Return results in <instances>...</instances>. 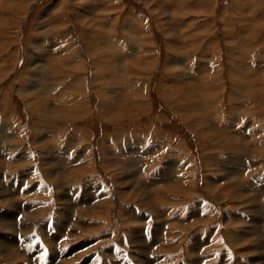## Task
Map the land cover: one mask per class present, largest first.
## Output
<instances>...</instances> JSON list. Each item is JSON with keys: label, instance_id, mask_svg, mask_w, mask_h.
Listing matches in <instances>:
<instances>
[{"label": "rangeland", "instance_id": "rangeland-1", "mask_svg": "<svg viewBox=\"0 0 264 264\" xmlns=\"http://www.w3.org/2000/svg\"><path fill=\"white\" fill-rule=\"evenodd\" d=\"M0 146V264H264V0H0Z\"/></svg>", "mask_w": 264, "mask_h": 264}, {"label": "bare ground", "instance_id": "bare-ground-1", "mask_svg": "<svg viewBox=\"0 0 264 264\" xmlns=\"http://www.w3.org/2000/svg\"><path fill=\"white\" fill-rule=\"evenodd\" d=\"M181 63V62H180ZM173 66V65H172ZM30 67H31V65H30ZM34 67V66H33ZM175 67V66H174ZM35 68V67H34ZM262 68V67H261ZM37 69V68H36ZM38 70H40L41 71V67L40 68H38ZM54 70H53V68H48L47 70L46 69H44V72L45 73H43V75H40V77H39V81H41V86L44 88V89H47V88H50V84L49 83H51V84H53V82L52 81H50L51 79V76H49L50 75V73H52ZM184 71V70H183ZM183 73V72H182ZM40 74H41V72H40ZM50 79V80H49ZM189 80V79H188ZM47 82H49V83H47ZM49 84V85H48ZM37 86V85H36ZM39 86V85H38ZM40 87V86H39ZM52 89V88H51ZM240 89V88H239ZM242 92V91H241ZM244 95V94H243ZM240 96V95H239ZM186 106V105H185ZM184 106V107H185ZM188 106V105H187ZM239 108V107H238ZM245 112V111H244ZM64 116V115H63ZM63 116H59V117H57V118H54L53 119V121H55V120H57V119H65V120H67V119H69L68 118V114H67V116H65V117H63ZM70 117V116H69ZM186 117V116H185ZM190 119V118H189ZM185 121V120H184ZM191 123V122H190ZM193 124V123H192ZM188 125V124H187ZM191 126V125H190ZM195 134V133H194ZM14 135V134H13ZM3 136V135H2ZM74 139V138H73ZM72 139V140H73ZM14 140H17V138L16 139H14ZM13 140V142H12V144H14V146H15V142H19L20 140H18V141H14ZM245 140V139H244ZM38 141V140H37ZM41 141V140H40ZM103 141H105V140H103ZM3 142V141H2ZM8 142H10L9 140H8ZM8 142H5L6 144L8 143ZM37 143V142H36ZM74 143L75 142H73L72 144L74 145ZM71 144V143H70ZM71 144V145H72ZM239 144H240V142H239ZM3 145H5L4 144V142H3ZM19 146V145H18ZM37 146V145H36ZM1 147V146H0ZM4 147V146H3ZM7 147H12V146H9V143L7 144ZM14 148V147H13ZM12 148V149H13ZM19 148V147H18ZM106 148V147H105ZM1 149V148H0ZM8 149V148H7ZM12 149H11V151H12ZM16 149V148H15ZM10 150V149H9ZM7 151V150H6ZM68 151V150H67ZM124 151V150H123ZM122 151V152H123ZM210 151V150H209ZM21 152V151H20ZM103 152V151H102ZM107 152V151H106ZM125 152V151H124ZM129 152V151H128ZM12 153V152H11ZM49 153V152H48ZM105 153V152H104ZM111 153V152H110ZM78 154V153H77ZM81 154V153H80ZM108 154V153H107ZM28 155V154H27ZM44 155V154H43ZM76 155V154H75ZM83 155V154H82ZM88 155V154H87ZM216 155V154H215ZM6 156V155H5ZM8 156V155H7ZM84 156H86L85 154H84ZM205 156V155H204ZM4 157V156H3ZM44 157V156H43ZM77 157H79V156H77ZM108 157V156H107ZM110 157V156H109ZM61 158H63V157H61ZM68 158V157H67ZM74 158V157H73ZM82 158V157H81ZM254 158V157H253ZM11 159V158H10ZM9 159V160H10ZM86 159V158H85ZM46 161V160H45ZM50 161V160H49ZM68 161V160H67ZM17 162V161H16ZM20 162V161H19ZM51 162V161H50ZM79 162V161H78ZM114 162V161H113ZM45 163V162H44ZM73 163H75V162H73ZM9 164V163H8ZM21 164V163H20ZM19 164V165H20ZM51 164V163H50ZM11 165H13V164H11ZM63 165V164H62ZM14 166V165H13ZM21 166V165H20ZM42 166V165H41ZM55 166V165H54ZM67 166V165H66ZM8 167V166H7ZM15 167V166H14ZM45 167V166H44ZM85 167V166H84ZM109 167V166H108ZM118 167V166H117ZM2 168V167H1ZM80 168V167H79ZM90 168V167H89ZM107 168V167H106ZM253 168V167H252ZM17 169H18V167H17ZM57 169V168H56ZM7 170V169H6ZM15 170V169H14ZM18 170H20V169H18ZM17 170V171H18ZM49 170V169H48ZM54 170V169H53ZM77 170V169H76ZM81 170V169H80ZM1 171H2V169H1ZM1 171H0V174H1ZM4 171V170H3ZM163 171V170H162ZM13 171H11V170H9L8 171V173H7V175H11V173H12ZM3 173V172H2ZM12 174H14V173H12ZM73 174V173H72ZM81 174V173H80ZM17 175V174H16ZM20 175V174H19ZM23 175V174H22ZM62 175H63V173H62ZM2 176H4V174L2 175ZM46 176V175H45ZM57 176V175H56ZM90 177V176H89ZM157 177V176H156ZM59 178V177H58ZM74 178V177H73ZM46 179V178H45ZM71 179V178H70ZM66 180V179H65ZM10 181V180H9ZM163 181V180H162ZM223 181H225V180H223ZM52 182V181H51ZM55 182V181H54ZM82 182V181H81ZM164 182V181H163ZM56 183V182H55ZM78 183V182H77ZM158 183V182H157ZM210 183V182H209ZM246 183V182H245ZM74 185H75V183H73ZM7 185H9L10 186V188L12 187V189H13V186L11 185V182H9ZM53 185V184H52ZM62 185V184H61ZM150 185V184H149ZM149 185H147V186H149ZM153 185H155L154 183H153ZM22 186H24V184H23V181L20 183V185H18V187H17V189H15V190H13V192L14 193H16L17 195H21V193L19 192V190L21 189V187ZM60 186V185H59ZM101 186V185H100ZM162 186V185H161ZM3 187V186H2ZM2 187H0L1 189H3ZM55 187V186H54ZM62 187H63V185H62ZM73 186H71V189H73L72 188ZM152 187V186H151ZM16 188V187H15ZM59 188V187H58ZM102 188V187H101ZM142 188V187H141ZM158 188V187H157ZM63 189V188H62ZM125 189V188H124ZM151 189V188H150ZM67 190H68V188H67ZM70 190V189H69ZM75 190V189H74ZM152 190H153V188H152ZM214 190V189H213ZM224 190H226V189H224ZM4 191H6L5 189H3V191L1 192V190H0V192H1V194H3L4 195ZM28 191V190H27ZM127 191V190H126ZM144 191V190H143ZM164 191V190H163ZM230 191V190H229ZM10 192V191H9ZM13 192H11V193H13ZM24 192V191H23ZM60 191H58V193H59ZM83 192V191H82ZM99 192V191H98ZM118 192V191H117ZM173 192H175V191H173ZM181 192V191H180ZM192 192V191H191ZM168 193V192H167ZM186 193V192H185ZM230 193V192H229ZM61 194V193H60ZM60 194H58V195H60ZM63 194V193H62ZM65 194V193H64ZM84 194V193H83ZM93 194V193H92ZM126 194V193H125ZM129 194H131V193H129ZM179 194V193H178ZM184 194V193H183ZM25 195V194H24ZM23 195V196H24ZM85 195L87 196V193L85 192ZM182 195V194H181ZM215 195V194H214ZM263 195V194H262ZM64 196H67V195H64ZM96 196V195H95ZM129 196V195H128ZM147 196V195H146ZM164 196V195H163ZM176 196H177V194H176ZM175 196V197H176ZM232 196V195H231ZM70 197V196H69ZM88 197V196H87ZM94 197V196H93ZM92 197V198H93ZM101 197V196H100ZM121 197H122V195H121ZM143 197V196H142ZM157 197V196H156ZM166 197V196H165ZM164 197V198H165ZM216 198H218V194H217V196H215ZM71 198V197H70ZM97 198H99V197H97ZM168 198V197H167ZM166 198V199H167ZM188 198V197H187ZM213 198V197H212ZM225 198V197H224ZM237 198V197H236ZM26 199V198H25ZM68 199V198H67ZM72 199V198H71ZM94 199V198H93ZM96 199V198H95ZM105 199V198H104ZM119 199V198H118ZM127 199H128V197H127ZM162 199V198H161ZM161 199H157V200H160V201H162ZM234 199V198H233ZM241 199V198H240ZM120 200V199H119ZM130 200V199H129ZM165 200V199H164ZM168 200V199H167ZM171 200V199H170ZM169 200V201H170ZM185 200V199H184ZM214 200V199H213ZM232 200V199H231ZM243 200V197H242V199H241V201ZM245 200V199H244ZM29 201V200H28ZM68 201V200H67ZM80 201H81V199H80ZM101 201V200H100ZM142 201V200H141ZM152 201H153V199H152ZM188 201V200H187ZM215 201V200H214ZM238 201V200H237ZM3 202V201H2ZM50 202V201H49ZM76 202V201H75ZM79 201H77L76 203H78ZM183 202V201H182ZM217 202H218V200H217ZM240 202V201H239ZM245 202V201H244ZM15 200H13V199H7V200H5L4 201V204H7L8 205V207H10V212H11V214L13 215L10 219V221H8V222H6L5 223V221L6 220H3V219H1L0 218V228H1V230L2 229H6V230H10V231H12V233H11V235H13L12 236V238L10 237V240H9V242H8V246H4L5 248H3V251H5L6 253H7V255H9L10 256V258L12 259V261L14 260V258H20V254L21 253H18V250L16 249L18 246L17 245H21L22 243L24 244V242L26 241L25 239L26 238H18L19 240H17L16 238V236L17 235H15L16 233H19L20 232V226L18 227V224H17V222L15 221V213H16V215L18 214L17 212H15V210L17 209V207H15ZM27 203V202H26ZM69 203V202H68ZM67 203V204H68ZM72 203V202H71ZM82 203H84V202H82ZM141 203V202H140ZM147 203V202H146ZM162 203V202H161ZM165 203V202H164ZM166 203H168V202H166ZM165 203V204H166ZM181 203V202H180ZM184 203V202H183ZM216 203V202H215ZM52 204V203H51ZM57 204V203H56ZM62 204V203H61ZM81 204V203H80ZM80 204H77V205H80ZM182 204V203H181ZM74 205V204H73ZM84 205V204H83ZM155 204H153V206H154ZM174 205V204H173ZM256 205V204H255ZM4 206H6V205H4ZM36 206V205H35ZM41 206V205H40ZM40 206H38L39 208H40ZM55 206H57V205H55ZM75 206V205H74ZM136 206V205H135ZM134 206V207H135ZM197 206H199V204L197 205ZM242 206V205H241ZM247 206V205H246ZM251 206V205H250ZM37 207V208H38ZM95 207V206H94ZM128 207V206H127ZM138 207V206H137ZM239 207V206H238ZM79 208V207H78ZM139 208V207H138ZM154 208V207H153ZM174 208V207H173ZM201 208V207H200ZM233 208V207H232ZM6 209V208H5ZM34 209V208H33ZM42 209V208H41ZM41 209H39V210H41ZM45 209V208H44ZM79 209H81V208H79ZM83 209V208H82ZM94 209V208H93ZM198 209V208H197ZM197 209H196V212L198 213V211H197ZM32 210V209H31ZM38 210V209H37ZM61 210V209H60ZM62 210H63V208H62ZM84 210V209H83ZM96 210V209H95ZM142 210V209H141ZM202 210V209H201ZM8 211V210H7ZM19 211V210H18ZM59 211V210H58ZM66 211H68V210H66ZM99 211H102L101 209L99 210ZM138 211H140L139 209H138ZM228 211V210H227ZM10 212H8V214H10ZM20 212H22L23 213V210L22 211H20ZM39 212V211H38ZM38 212H33V213H38ZM57 212V211H56ZM64 212V211H63ZM71 212H73V211H71ZM71 212H70V214H71ZM78 212V211H77ZM95 212V211H94ZM132 212V211H131ZM137 212V211H136ZM194 212H195V210H194ZM204 212V211H203ZM253 212V211H252ZM4 213V212H3ZM80 214H81V212H79ZM92 213V212H91ZM96 213V212H95ZM98 213V212H97ZM199 213H200V211H199ZM243 213V212H242ZM27 214V213H26ZM30 214V213H29ZM38 214H40V213H38ZM58 214V213H57ZM61 214H63V213H60V215ZM67 214V213H66ZM69 214V213H68ZM69 214V215H70ZM75 214V213H74ZM73 214V215H74ZM78 214V213H77ZM128 214V213H127ZM135 214V213H134ZM31 215V214H30ZM72 214H71V216H73ZM76 215V214H75ZM89 215V214H88ZM191 215H192V213H191ZM197 215H200V214H197ZM4 216V215H3ZM57 216V215H56ZM99 216V215H98ZM101 216V215H100ZM135 216H137V215H135ZM139 216V215H138ZM233 216H234V214H233ZM1 217H2V215H1ZM5 217V216H4ZM17 217V216H16ZM69 217V216H68ZM124 217V216H123ZM194 217H197L196 215L194 216ZM200 217V216H199ZM226 217H227V215H226ZM235 217V216H234ZM250 217V216H249ZM3 218V217H2ZM24 218V217H23ZM26 218V217H25ZM24 218V219H25ZM59 218V217H58ZM84 218H86V217H84ZM83 217H79L77 220V222H80L81 224H86V222H84V219ZM141 218V217H140ZM140 218H138V219H140ZM143 218H146V217H143ZM205 218H207V217H205ZM27 219V218H26ZM25 219V220H26ZM38 219V218H37ZM69 219V218H68ZM90 219V218H89ZM96 219V218H95ZM101 219V218H100ZM189 219H192V218H189ZM188 219V220H189ZM195 219V218H194ZM200 219V218H199ZM8 220V219H7ZM25 220H23V221H25ZM45 220V219H44ZM72 220H73V218H72ZM76 220V219H75ZM203 220V219H202ZM202 220H200V221H202ZM4 221V222H3ZM19 221V220H18ZM27 221H29V220H27ZM141 221H143V220H141ZM194 221V220H193ZM236 221V220H235ZM252 221V220H251ZM48 222V221H47ZM56 222H57V220H56ZM55 222V223H56ZM61 222V219H60V221H59V223ZM238 222H239V220H238ZM20 223H21V221H20ZM23 223V222H22ZM29 223V222H28ZM59 223H58V226H59ZM62 223V222H61ZM61 223H60V225H61ZM65 223V222H64ZM72 223V222H71ZM70 223V224H71ZM74 223V222H73ZM90 223V222H89ZM100 223V222H99ZM185 223V222H184ZM189 223V222H188ZM192 223V222H191ZM235 223H237V222H235ZM31 224V226L33 225L32 223H30ZM42 224V223H41ZM76 223H74V225H75ZM178 224V223H177ZM230 224V223H229ZM21 225V224H20ZM44 225V224H43ZM66 225V224H65ZM67 225H69V224H67ZM66 225V226H67ZM71 225H73V224H71ZM179 225V224H178ZM205 225V224H204ZM231 225V224H230ZM237 225V224H236ZM22 226V225H21ZM31 226H29V227H31ZM81 226V225H80ZM185 226H186V224H185ZM192 226V225H191ZM209 226V225H208ZM229 226V225H228ZM227 226V227H228ZM247 226V225H246ZM245 226V227H246ZM57 227V226H56ZM61 227V226H60ZM69 227H71V226H68V228ZM143 227V226H142ZM206 227V226H205ZM28 228V227H27ZM54 228V227H53ZM66 229H68L67 227H65ZM77 228V227H76ZM79 228V227H78ZM158 228H160V226H158ZM175 228H177V227H175ZM190 228V227H189ZM44 229V228H43ZM47 229V228H46ZM64 229V228H63ZM93 229H94V227H93ZM173 229V228H172ZM193 229V228H192ZM207 229V228H206ZM0 230V231H1ZM27 230V229H26ZM29 230V229H28ZM33 230V229H32ZM50 230V229H49ZM54 230V229H53ZM69 230V229H68ZM24 231V230H23ZM63 231H65V230H63ZM177 231H178V229H177ZM183 231V230H182ZM181 231V232H182ZM202 231H203V229H202ZM206 231V230H205ZM27 232V231H26ZM29 232H30V230H29ZM48 232V231H47ZM77 232V231H76ZM133 232V231H132ZM185 232H187V231H185ZM24 233V232H23ZM46 233V232H45ZM59 233V232H58ZM95 233V232H94ZM248 233H250L249 231H248ZM252 233V232H251ZM3 234H5V233H3ZM132 234V233H131ZM191 234V233H190ZM47 235V234H46ZM69 235V234H68ZM67 235V236H68ZM88 235V234H87ZM193 235V234H192ZM43 236V235H42ZM56 237H57V234L55 235ZM133 236V235H132ZM130 237V238H133V237ZM140 236V235H139ZM143 236V235H142ZM158 236V235H157ZM180 236V235H179ZM178 236V237H179ZM199 236V235H198ZM209 236V235H208ZM240 236V235H239ZM246 236V235H245ZM8 237V238H9ZM46 237V236H45ZM55 237V238H56ZM64 237H65V235H64ZM69 237V236H68ZM172 237V236H171ZM192 237V236H191ZM210 237V236H209ZM256 237V236H255ZM103 238V237H102ZM173 238H174V236H173ZM187 238V237H186ZM201 238V237H200ZM227 238V237H226ZM104 239V238H103ZM107 239V238H106ZM204 239V238H203ZM245 239V238H244ZM32 240V239H31ZM93 240V239H92ZM99 240V239H98ZM137 240V239H136ZM142 240V239H141ZM235 240V239H234ZM61 241V240H60ZM63 241V240H62ZM90 241V240H89ZM97 241V240H96ZM104 241H105V239H104ZM201 241V240H200ZM203 241H205V240H203ZM237 241V240H236ZM236 241H234V242H236ZM253 241H255V239L253 240ZM7 242V241H6ZM29 242V241H28ZM49 242H51V241H49ZM70 242V241H69ZM171 242V241H170ZM238 242V241H237ZM244 242V241H243ZM46 243V242H45ZM56 243H58V242H56ZM80 243V242H79ZM90 243V242H89ZM95 243H97V242H95ZM139 243H141L140 241H139ZM162 243V242H161ZM172 243V242H171ZM205 243V242H204ZM215 243H216V241H215ZM254 243V242H253ZM1 244V243H0ZM22 244V245H23ZM94 244V243H93ZM99 244V243H98ZM179 244V243H178ZM212 244V243H211ZM53 245V244H52ZM59 245V244H58ZM97 245V244H96ZM134 245V244H133ZM137 245V244H136ZM173 245V244H172ZM194 245H196V242L194 243ZM193 245V246H194ZM203 245V244H202ZM249 245H251L250 243H249ZM60 246V245H59ZM72 246V245H71ZM80 246H81V244H80ZM138 246V245H137ZM170 246V245H169ZM179 246V245H178ZM252 246H254V244L252 245ZM2 247V246H1ZM195 247V246H194ZM196 247H197V245H196ZM203 247V246H202ZM201 247V248H202ZM245 247V246H244ZM257 247H258V245H257ZM48 248V247H47ZM106 248V247H105ZM181 248V247H180ZM186 248V247H185ZM198 248H200V247H198ZM204 248H205V245H204ZM212 248V247H211ZM146 249V248H145ZM206 249V248H205ZM256 249V248H255ZM254 249V250H255ZM1 250V249H0ZM106 250V249H105ZM191 252H196L197 251V249L196 248H191V249H189ZM211 250V249H210ZM26 251V250H25ZM76 251V250H75ZM199 251V250H198ZM222 251V250H221ZM4 252V253H5ZM79 252V251H78ZM77 252V253H78ZM165 252V251H164ZM69 253V252H68ZM73 253V252H72ZM169 253V252H168ZM76 254V253H75ZM171 254V253H170ZM203 254V253H202ZM67 255V254H66ZM134 255V254H133ZM196 255V254H195ZM198 256V255H197ZM67 257V256H66ZM86 257V256H85ZM140 257H142V256H140ZM166 257H167V255H166ZM5 258V257H4ZM3 258V259H4ZM24 258V257H23ZM23 258H21V259H23ZM63 258V257H62ZM70 258V257H69ZM192 258V257H191ZM203 258H204V255H203ZM208 258V257H207ZM56 259H58V258H56ZM83 259H84V257H83ZM168 259V258H167ZM20 260V259H19ZM59 260V259H58ZM61 260V259H60ZM64 260L66 261V258H64ZM149 260V259H148ZM189 260V259H188ZM245 260V259H244ZM11 261V260H10ZM11 261V262H12ZM15 261V260H14ZM13 261V262H14ZM61 261H63V260H61ZM60 261V262H61ZM68 261V260H67ZM146 261V260H145ZM197 261V258H196V260H193V262H190V261H187L186 263L187 264H196V263H199V262H196ZM256 261V260H255ZM4 262H6V261H4ZM55 262V261H54ZM53 262V263H54ZM57 262H59V261H57ZM62 263V262H61ZM64 263V262H63ZM87 263V262H86ZM118 263V262H117ZM142 263H144V262H142ZM149 263V262H148ZM168 263V262H167ZM166 263V264H167ZM170 263V262H169ZM51 264H52V262H51ZM147 264V263H146ZM181 264V263H180Z\"/></svg>", "mask_w": 264, "mask_h": 264}]
</instances>
